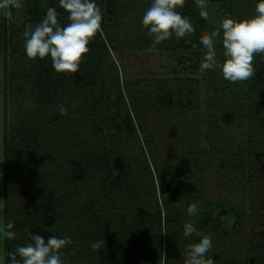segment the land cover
<instances>
[{
    "label": "trees",
    "instance_id": "1",
    "mask_svg": "<svg viewBox=\"0 0 264 264\" xmlns=\"http://www.w3.org/2000/svg\"><path fill=\"white\" fill-rule=\"evenodd\" d=\"M254 3L209 0L210 17L204 18L195 0H184L179 10L190 16L195 31L167 48L180 57L189 51L200 55V31L211 30L213 20L218 23L225 13L252 15ZM23 5L21 26L3 22L5 45L24 31L25 23L38 22L47 8L44 0H23ZM246 5L250 8L244 9ZM58 8V21L67 23L66 11ZM142 12L133 3L128 11L119 6L104 15L102 34L89 41L81 59V77L55 71L50 59L33 60V114L4 136V220L16 222L17 239L5 240L3 253L24 243L30 230L45 237L71 236L72 244L63 249L68 264H183L186 244L198 239L182 232L183 221L189 219L187 203L195 200L199 211L190 219L211 234L209 254L216 264H242L247 256L264 264V224L255 236L242 238L252 217L248 210L264 211V54H255V71L244 81L225 80L214 70L207 135L200 138L189 125L172 160L157 161L146 144L148 130L134 113L198 108L200 93L196 85L181 80L128 84L117 73L103 75L111 49L119 48L114 36ZM16 43L23 47V41ZM162 43L153 45L149 36L142 44L128 45L159 49ZM216 47L222 48L219 41ZM82 90L88 94L77 105ZM154 90L159 98L155 108L150 102ZM60 103L67 114H59ZM219 162L231 169L221 184L212 174ZM220 188L228 195L236 189L247 194L236 202L219 195ZM97 240L100 245L93 249Z\"/></svg>",
    "mask_w": 264,
    "mask_h": 264
},
{
    "label": "clouds",
    "instance_id": "2",
    "mask_svg": "<svg viewBox=\"0 0 264 264\" xmlns=\"http://www.w3.org/2000/svg\"><path fill=\"white\" fill-rule=\"evenodd\" d=\"M58 4L67 13V23L58 21L55 5L48 6L38 22L25 23L22 33L24 54L29 60L50 59L57 72L76 74L83 54L89 50V41L103 32L101 6L97 0H58ZM183 4L184 0H150L140 18V25L147 30L153 45L172 36L180 38L195 31L190 16L179 10ZM195 4L199 15L208 18L209 0H195ZM22 6L23 0H0V14L11 17L12 9ZM198 35L204 49L198 64L199 72L218 69L225 80H247L255 71V54H264V0H255L252 15L241 18L225 13L211 30H202ZM218 41L222 45L219 55ZM57 110L60 115L68 112L63 103ZM198 211V201L187 203L185 212L189 219L182 223L183 236L198 239L186 244L181 253L183 264H216L213 255L209 254L213 248L211 234L203 232L190 219ZM15 223L14 220L0 218V240L17 239ZM161 231L167 232L163 225ZM72 242L68 235L45 237L27 230V240L0 255V264H68L63 257V249ZM99 245V240L91 243L93 249Z\"/></svg>",
    "mask_w": 264,
    "mask_h": 264
},
{
    "label": "rangeland",
    "instance_id": "3",
    "mask_svg": "<svg viewBox=\"0 0 264 264\" xmlns=\"http://www.w3.org/2000/svg\"><path fill=\"white\" fill-rule=\"evenodd\" d=\"M46 6L55 5L58 11V0H44ZM133 3H136L143 11L149 6L150 0H101L99 3L102 10V21L105 20L104 15L113 13L117 7L122 6L127 11ZM248 5L244 9H248ZM24 5L18 9H13L11 17H5L0 14V218L4 219V148L5 133L12 128H17L22 124L27 123V120L32 116L34 110L33 92L31 87L30 70L33 60H29L24 54V48L16 43V40L23 41L22 33L12 43L5 45L3 43V22L5 25L21 26L25 19ZM143 15V12L140 16ZM64 17V15H62ZM210 17V14L209 16ZM140 19L136 16L131 17L130 21L121 29L119 35H115L117 49H111V55L103 63V75L112 78L115 73L119 75L123 82H134L144 80L145 82H161L168 80L170 82L183 81L193 83L199 89L200 101L199 107L194 109L172 110L166 109L158 111V109H142L135 112V117H141L143 124L148 130L146 144L156 156L157 161L169 162L177 153L180 144L182 131L189 125H193V132L198 133L200 138L207 135V125L211 108L209 107V96L213 87L212 74L214 70H207L203 73L198 71V64L203 55L204 49H201V54L197 55L194 51L186 52L184 57H180V53L170 50L168 46L178 43L181 39L192 36V33H187L185 36L176 38L172 36L163 40L162 46L159 49H151L149 47L132 48L128 44L142 42L149 37L147 30L139 25ZM214 23H217L213 20ZM165 45V46H164ZM181 52V51H178ZM183 52V51H182ZM218 55L222 53V48H217ZM222 58V57H221ZM254 61V60H253ZM254 63V62H253ZM114 71V73H112ZM219 71V70H218ZM220 73V71H219ZM260 73V72H259ZM221 74V73H220ZM81 77L80 71L75 74ZM14 80L10 82L11 80ZM211 84V86H210ZM158 91V90H157ZM153 91L151 94L152 106H157L159 103L158 92ZM86 90L78 93L76 100L77 105L83 101ZM171 98V96H170ZM168 99V98H167ZM149 144V145H148ZM261 162V179H264V161ZM218 171L214 172V181L220 184L224 179V174L231 170L226 168L223 162L215 165ZM214 167V168H215ZM234 170V169H233ZM237 176V172H233ZM212 183V181H211ZM264 191V186L261 184ZM10 191V190H9ZM217 193L222 196L229 197L234 201H242L244 193L239 190L226 194V188H220ZM30 201V195L28 196ZM24 198V194L21 196ZM11 202V201H10ZM11 209L14 208L11 204ZM252 217L246 232L242 234V238L246 239L253 237L261 231L264 224V211L249 209ZM21 215V214H19ZM27 215V214H24ZM19 224H24L23 216H21ZM18 225V224H17ZM5 240H0V255L4 252ZM242 264H258V262L247 256Z\"/></svg>",
    "mask_w": 264,
    "mask_h": 264
}]
</instances>
